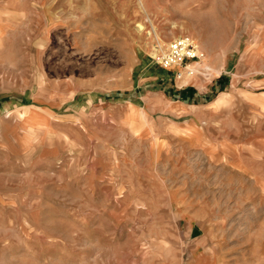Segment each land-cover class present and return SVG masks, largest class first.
<instances>
[{
    "label": "rangeland",
    "instance_id": "1",
    "mask_svg": "<svg viewBox=\"0 0 264 264\" xmlns=\"http://www.w3.org/2000/svg\"><path fill=\"white\" fill-rule=\"evenodd\" d=\"M223 256L264 264V0H0V264Z\"/></svg>",
    "mask_w": 264,
    "mask_h": 264
},
{
    "label": "built area",
    "instance_id": "2",
    "mask_svg": "<svg viewBox=\"0 0 264 264\" xmlns=\"http://www.w3.org/2000/svg\"><path fill=\"white\" fill-rule=\"evenodd\" d=\"M165 49L155 54L153 60L159 67L175 69L176 80L181 76L187 78L198 75L208 76V70L204 68L205 54L194 39L189 37L176 38Z\"/></svg>",
    "mask_w": 264,
    "mask_h": 264
},
{
    "label": "crops",
    "instance_id": "3",
    "mask_svg": "<svg viewBox=\"0 0 264 264\" xmlns=\"http://www.w3.org/2000/svg\"><path fill=\"white\" fill-rule=\"evenodd\" d=\"M178 84H179V82H178V80L176 81ZM180 85V84H179ZM183 85H185V84H183ZM181 88V87H180ZM225 94H221V95H219L218 96V98L215 100V101H213V102H211L210 104H208V105H204V107H207V106H209V107H212L213 105L215 106V105H219V104H221V103H223L224 101H225ZM172 106H178V104H173ZM181 108L182 109H185L186 107H183V106H181ZM31 116V115H30ZM222 258V261H220V259L217 257L216 259H217V261H216V263H213V260L211 259V257H209L208 259L211 261V263L210 262H208V259H207V262L206 263H203V264H230V263H228V262H225L226 261V257L225 256H223V257H221ZM240 260H242L243 262H245L246 260L244 259V258H242V259H240ZM252 261H248L249 263L248 264H257V262H255V259H251ZM264 262V261H263ZM233 264H236V262H233ZM241 264V263H240ZM242 264H246V263H242Z\"/></svg>",
    "mask_w": 264,
    "mask_h": 264
},
{
    "label": "bare ground",
    "instance_id": "4",
    "mask_svg": "<svg viewBox=\"0 0 264 264\" xmlns=\"http://www.w3.org/2000/svg\"><path fill=\"white\" fill-rule=\"evenodd\" d=\"M153 50H154V49H153ZM157 51H159V50H156V48H155V53H154L153 55L157 54V53H158ZM181 77H182V76H181ZM181 77H180V78H181ZM186 79H189V78H186ZM185 81H186V80H180V81H178V82H179L180 85H183V84H187V83H188L187 81H186V82H185Z\"/></svg>",
    "mask_w": 264,
    "mask_h": 264
}]
</instances>
